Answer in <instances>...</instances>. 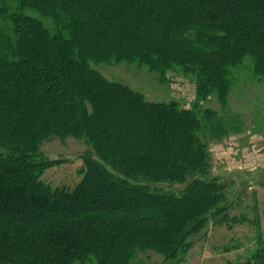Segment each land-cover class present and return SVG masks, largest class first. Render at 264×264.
<instances>
[{
  "label": "trees",
  "instance_id": "16d2710c",
  "mask_svg": "<svg viewBox=\"0 0 264 264\" xmlns=\"http://www.w3.org/2000/svg\"><path fill=\"white\" fill-rule=\"evenodd\" d=\"M15 1L12 35L0 32V264H130L136 250L175 264L207 215L227 209L206 141L225 131H215L212 109L199 117L147 101L88 62L178 66L194 76L199 101L216 94L224 105L228 69L244 56L264 75V0ZM23 9L55 18L60 32ZM205 121L213 129L202 134ZM53 135L88 147L73 187L41 178L55 162L40 144ZM91 178L111 194L89 188ZM237 264H264V246Z\"/></svg>",
  "mask_w": 264,
  "mask_h": 264
},
{
  "label": "rangeland",
  "instance_id": "374dc122",
  "mask_svg": "<svg viewBox=\"0 0 264 264\" xmlns=\"http://www.w3.org/2000/svg\"><path fill=\"white\" fill-rule=\"evenodd\" d=\"M16 7L15 0L0 3V32L12 35L10 13L17 9ZM22 12L41 21L51 35L59 31V23L56 24L59 21L56 22L55 18L41 15L32 9H23ZM88 64L108 80L120 82L142 94L147 101H175L181 108H195L199 117L203 109H212L216 113L214 121L221 123L222 127L221 129L220 125L213 126L215 131L217 133L225 131L219 138H211L210 141L206 138V141L210 178L216 177L224 184L227 209L225 212L213 211L207 215L206 224L199 232L188 238L187 249L179 255L175 264H237L263 247L264 75L254 72V59L246 55L241 63L228 69L229 91L224 105L218 101L216 94L199 101L194 76L183 72L178 66H171L161 72L150 70L137 61L89 60ZM262 65L264 66V62ZM204 124L202 134L213 129L207 126L206 121ZM157 127L159 124L154 122L148 131ZM241 134H246L247 139L242 140ZM243 141H247L246 144L240 146L241 148L237 147L238 150L234 154L215 157L218 154L213 153L215 148L221 145L225 151L232 144ZM87 150V145L78 138L53 135L42 141L40 155L43 159L55 162L44 171L42 180L52 188L73 187L81 180L79 169L82 165V156ZM233 159L236 162L231 164ZM254 159L259 162L252 164ZM238 167H241L239 170L241 173L235 172ZM89 183L95 184L94 186L89 184L88 187H95L97 192L108 193L106 190L111 189L99 178H91ZM156 187L164 192L176 194L184 189V185L167 183L157 184ZM178 209L183 213L187 211V207ZM86 264L96 263L91 260ZM130 264L168 262L153 250H136Z\"/></svg>",
  "mask_w": 264,
  "mask_h": 264
},
{
  "label": "crops",
  "instance_id": "0c3cea01",
  "mask_svg": "<svg viewBox=\"0 0 264 264\" xmlns=\"http://www.w3.org/2000/svg\"><path fill=\"white\" fill-rule=\"evenodd\" d=\"M248 133V132H247ZM246 133V134H247ZM246 134L244 135V134H241L240 135V137H241V139L242 140H245V139H247V137H246ZM246 142L247 141H243V142H238V143H234V144H232L231 145V147H229V148H226V152L224 151V148H223V146L221 145V146H219V147H217V148H215V150L213 151V153L214 154H218V155H215V157L217 156V157H220V156H222V155H228V154H234V153H236L237 152V147L238 148H241L240 146H244L245 144H246ZM241 143L243 144V145H241ZM244 155V154H243ZM242 155V156H243ZM234 162H236L235 161V159H233L232 161H231V164H233ZM257 162H259V161H257ZM237 170V169H236ZM235 172H237V173H241L242 171H239V170H237V171H235Z\"/></svg>",
  "mask_w": 264,
  "mask_h": 264
},
{
  "label": "built area",
  "instance_id": "2783aa9c",
  "mask_svg": "<svg viewBox=\"0 0 264 264\" xmlns=\"http://www.w3.org/2000/svg\"><path fill=\"white\" fill-rule=\"evenodd\" d=\"M258 162H257V160L256 159H254V161L252 162V164H257ZM241 169V167H238L237 168V170H240Z\"/></svg>",
  "mask_w": 264,
  "mask_h": 264
}]
</instances>
